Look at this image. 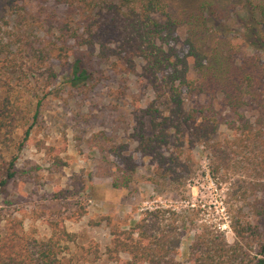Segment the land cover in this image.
I'll return each instance as SVG.
<instances>
[{
    "label": "rangeland",
    "instance_id": "1",
    "mask_svg": "<svg viewBox=\"0 0 264 264\" xmlns=\"http://www.w3.org/2000/svg\"><path fill=\"white\" fill-rule=\"evenodd\" d=\"M45 6L50 20H68L67 5L47 0ZM84 14L77 6L72 17L80 21ZM239 45L241 54L256 53L244 43ZM130 58L129 62L116 59L111 68L95 59L91 63L95 76L80 87L70 85L69 68L57 60L51 62L57 78L50 87L34 79L24 84L17 74L0 73V102L9 93L19 110L25 108L32 115L40 99L38 119L20 150L22 128H14L11 139L0 138V164L16 156L19 170L40 167L36 172L18 173L0 194V238L7 235L25 246L33 239L53 238L72 264H111L104 255L111 230L128 228L146 209H166L179 215L176 257L181 264H192L189 247L196 234L204 232L218 234L240 253L245 264H257L264 258L263 240H238L233 228L239 220L264 230V218L250 210L255 197L262 196V191L249 187L258 181L254 169L264 156V122H256L261 114L257 102L247 96V103L235 114L210 94L183 95L185 111L203 110L196 121L209 130V139H199L193 124L183 125L185 144L179 160L168 163L176 174L172 178L156 171L150 154L136 150L139 122H144L146 135L152 132L149 113L144 110L157 109V118L170 115L172 105L164 79L160 75L157 80L152 78L138 60ZM246 120L254 124L249 138L241 129ZM170 133L171 150L174 130ZM215 149L227 154L219 156L217 171L212 168ZM63 229L71 233L69 237Z\"/></svg>",
    "mask_w": 264,
    "mask_h": 264
},
{
    "label": "trees",
    "instance_id": "2",
    "mask_svg": "<svg viewBox=\"0 0 264 264\" xmlns=\"http://www.w3.org/2000/svg\"><path fill=\"white\" fill-rule=\"evenodd\" d=\"M46 1L0 0L1 75L17 74L24 84L34 79L50 87L57 78L51 62L57 60L69 68L70 85L80 87L95 76L91 64L95 59L110 68L116 59L138 60L140 68L152 78L163 77L172 105L170 115L160 114L158 118L157 109L144 110L149 113L151 134L146 135L144 122H139L136 150L152 156L158 173L173 178L175 171L168 163L179 160L185 144L184 124H193L192 131L199 134V139H209V130L196 121L203 110L192 107L185 111L183 95L210 94L235 114L247 103L248 96L261 110L256 122H264V0L230 4L221 0H55L67 5L68 10V20L57 23L46 14ZM77 6L85 12L80 21L72 17ZM238 43L252 47L256 53L241 54ZM11 99L8 93L0 102V138L11 139L10 132L22 128L20 150L38 119L40 99L32 115L25 108L19 110ZM171 129L175 141L170 150ZM241 129L249 138L254 124L246 120ZM215 155L213 171L221 164L219 156H227L224 149H215ZM15 158L0 164V194L18 173L40 168L33 165L19 170ZM254 170L258 181L249 187L254 192L262 191V196L255 197L250 210L263 219L264 181L259 179L264 178V156ZM178 220L179 215L166 209L144 210L128 228L111 230L112 237L104 247L106 260L111 264H181L176 257L181 235ZM181 223L184 226L183 220ZM233 228L238 240L261 238L264 252V230L239 220ZM62 232L66 238L71 234L64 229ZM209 233L196 234L188 251L192 264H245L236 249L218 234ZM18 241L7 235L0 238V264H72L71 257L62 254L64 249L58 240L33 239L26 246ZM257 264H264V258Z\"/></svg>",
    "mask_w": 264,
    "mask_h": 264
}]
</instances>
